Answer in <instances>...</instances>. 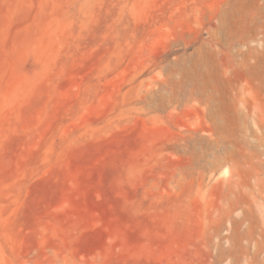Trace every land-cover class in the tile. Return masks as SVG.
Wrapping results in <instances>:
<instances>
[{"label": "rangeland", "instance_id": "374dc122", "mask_svg": "<svg viewBox=\"0 0 264 264\" xmlns=\"http://www.w3.org/2000/svg\"><path fill=\"white\" fill-rule=\"evenodd\" d=\"M0 264H264V0H0Z\"/></svg>", "mask_w": 264, "mask_h": 264}]
</instances>
